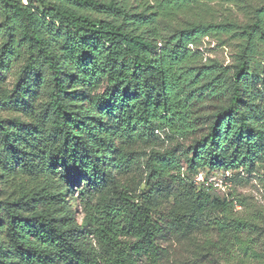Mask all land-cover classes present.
<instances>
[{
    "label": "trees",
    "instance_id": "trees-1",
    "mask_svg": "<svg viewBox=\"0 0 264 264\" xmlns=\"http://www.w3.org/2000/svg\"><path fill=\"white\" fill-rule=\"evenodd\" d=\"M216 1L0 0V264H172L201 236V262L264 264V213L210 183L264 170V2L197 17ZM207 37L237 41L233 66L203 62Z\"/></svg>",
    "mask_w": 264,
    "mask_h": 264
},
{
    "label": "rangeland",
    "instance_id": "rangeland-1",
    "mask_svg": "<svg viewBox=\"0 0 264 264\" xmlns=\"http://www.w3.org/2000/svg\"><path fill=\"white\" fill-rule=\"evenodd\" d=\"M136 1L137 0H129V3L131 5H135ZM141 1L152 2L154 0ZM262 2H264V0H234V2L227 0H218L205 7L203 11L198 10L197 17L208 22L215 21L217 23L229 19L235 21L238 24L245 25L249 21V18L252 17L253 8L259 6V4ZM190 19L193 18H181L179 19V21L170 25V29H167V35L173 34L179 26H182L184 22H187V20ZM222 39V41H218L212 37H207L203 40L201 51L203 52L204 63H206L207 61H217L229 67L235 64V56L238 52L237 41H230L226 39V37H222ZM224 42L226 43L224 44ZM19 65L20 63H18V65L16 64L11 69L10 73H8V79L6 82L7 86H13L17 76ZM213 117V107H207L206 111L204 112L205 126L211 124ZM191 142L192 140L180 141L179 154H181L182 150H187ZM175 145L176 144L172 145L170 143H165L163 148H172ZM211 174V178H213V180L210 181V183L213 184L217 195H219L220 197H227L230 193H233L235 194V196L245 202V209L244 207L237 205V214L244 215L248 211H258L264 213V170L261 171V175L259 177H249L242 173L239 176V173L231 171L228 173L229 175L226 176L221 171ZM233 175H235V177L232 179ZM142 176L143 168L137 172H132L127 176L122 177L121 179L125 181L129 186L137 190L138 193H140L145 190V185L141 183ZM224 177L228 178V180H224ZM77 211L79 222H81V211L79 209ZM205 225H207V222H205L204 226ZM201 238L204 237L201 236L199 238V241L201 240L202 243ZM168 242L169 243L167 244L171 248L174 257L180 259L179 263L174 261V263L172 264H207V261L201 262L202 259L201 261H199L197 257V255L203 254L202 249H200V247L202 246L201 243L199 245H196L195 243L191 244L179 239H172Z\"/></svg>",
    "mask_w": 264,
    "mask_h": 264
},
{
    "label": "built area",
    "instance_id": "built-area-1",
    "mask_svg": "<svg viewBox=\"0 0 264 264\" xmlns=\"http://www.w3.org/2000/svg\"><path fill=\"white\" fill-rule=\"evenodd\" d=\"M226 175H229V174L226 173ZM226 175H225V176H226ZM196 180H197L198 182H204V181H205V176H204V174H203V173L198 174L197 177H196ZM212 180H213V178H210V181H212ZM224 180H226V177H224ZM217 186H218V184H217Z\"/></svg>",
    "mask_w": 264,
    "mask_h": 264
}]
</instances>
